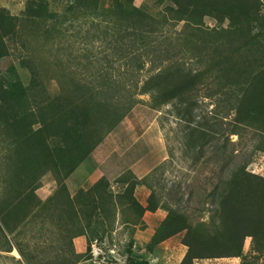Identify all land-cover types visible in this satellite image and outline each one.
Wrapping results in <instances>:
<instances>
[{
  "label": "trees",
  "instance_id": "16d2710c",
  "mask_svg": "<svg viewBox=\"0 0 264 264\" xmlns=\"http://www.w3.org/2000/svg\"><path fill=\"white\" fill-rule=\"evenodd\" d=\"M51 1L29 0L21 18L0 9V132L12 149L6 194L0 200V251L17 250L19 264H86L94 244L101 247L117 228L135 229L147 212L163 209L167 215L147 246L150 254L184 234L187 252L181 264L238 259L250 238L252 251L264 262V178L249 172L250 162H238L235 152L223 159L219 174L209 181L211 190L204 191L207 222H193V215L161 204L155 189L142 206L135 197L139 181L132 173L113 183L102 178L74 195L66 184L143 96L150 97L153 112L175 104L191 130L188 151L199 156L219 134L214 129L218 125L194 124L204 91L216 101L215 117L234 116L229 136L255 133L258 142L249 160L264 154V4L154 0L137 7L136 0H72L56 13ZM207 20L228 25L211 29ZM27 26L45 33L44 59L55 68L53 93L47 86L53 82L50 71L33 57L19 61L30 75L28 85L16 75L15 65L6 74L1 71V63L14 54L10 44ZM76 27L84 31L76 41L92 46L79 56L65 48L68 32ZM147 66L149 73L141 80ZM209 164L204 161L202 170ZM48 176L56 191L43 202L37 191ZM38 223L58 228L64 243L59 250L28 235ZM76 238L86 239L85 254L76 252ZM134 244L132 237L126 264H150L132 257Z\"/></svg>",
  "mask_w": 264,
  "mask_h": 264
},
{
  "label": "rangeland",
  "instance_id": "374dc122",
  "mask_svg": "<svg viewBox=\"0 0 264 264\" xmlns=\"http://www.w3.org/2000/svg\"><path fill=\"white\" fill-rule=\"evenodd\" d=\"M29 0H0V9H6L13 17L21 18ZM72 0H52L50 7L53 12L61 13ZM144 1L153 4L154 0H136L135 5L140 7ZM264 4V0H259ZM209 28H226V21L207 20ZM182 25L177 28L180 31ZM80 27L68 32L65 48L73 51L74 55H82L83 50H90L92 46L85 45L82 41H76L77 33H83ZM13 56L1 63V71L6 74L11 65L16 66L17 76L22 79L25 85L29 84L30 75L27 70L21 68V58L33 57L41 61L45 68L50 71L51 84H47L49 91L55 92L56 82L54 81V65L47 63L44 54L47 50L45 33L40 28L27 26L21 29L16 40L10 44ZM85 47V48H84ZM97 45L93 48L98 54ZM81 50V52H79ZM66 52H63L64 55ZM67 54L64 56L66 58ZM149 67L141 74V80L148 75ZM134 90L132 94H134ZM141 101L133 110L131 116L126 118L111 133L104 143L93 153V155L67 180V187L71 195L80 189H87L102 178L113 183L124 173H132L137 179L138 186L135 190V197L142 206L147 205L151 195V189L157 191L161 204L167 203L175 209H181L188 215H193V222L208 221L209 213L203 208L204 191L211 190L210 182L213 175L219 174L223 159L235 152L238 162L245 160L250 162L249 172L264 178V154H251L258 138L253 131H246L242 137L229 136L233 115L227 119L226 114L217 118L214 114L215 100L207 99L206 92L198 96L194 112L195 126L198 123L207 124L209 127L218 125L214 129L219 133L216 137L208 140L204 145L203 154L197 156L198 151H188L190 140L189 123L178 116L175 104L162 108L159 112H153L149 108L150 97H139ZM12 155L10 143L5 142L0 132V200L5 198L4 181L8 177L9 162L7 157ZM221 158H216L217 154ZM202 157L201 161L197 158ZM210 164L203 169V163ZM56 191V184L53 179L46 177L37 196L43 202L48 201ZM167 212L158 209L155 213L147 212L140 224L135 229L117 228L108 236L104 244L99 247L94 244L91 256L86 264H126L127 249L130 239L135 240L132 257L136 261H149L150 264H181L187 248L182 244L184 234L168 239L157 247L153 253H149L147 246L161 222L165 219ZM133 234V235H132ZM35 238L43 247L51 246L53 251L59 250V244H64L59 236L58 228L52 224L35 226L28 234ZM67 242V241H65ZM74 248L78 254L86 253V239L76 238ZM46 244V245H45ZM67 244V243H66ZM1 245V244H0ZM66 248V245L63 246ZM57 253V252H56ZM20 256L17 250L12 253L0 251V264H19ZM194 264H264L263 260L252 251V240L245 241L243 256L238 259H213L199 260Z\"/></svg>",
  "mask_w": 264,
  "mask_h": 264
},
{
  "label": "crops",
  "instance_id": "0c3cea01",
  "mask_svg": "<svg viewBox=\"0 0 264 264\" xmlns=\"http://www.w3.org/2000/svg\"><path fill=\"white\" fill-rule=\"evenodd\" d=\"M232 261H233V259H232Z\"/></svg>",
  "mask_w": 264,
  "mask_h": 264
}]
</instances>
